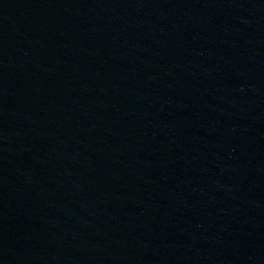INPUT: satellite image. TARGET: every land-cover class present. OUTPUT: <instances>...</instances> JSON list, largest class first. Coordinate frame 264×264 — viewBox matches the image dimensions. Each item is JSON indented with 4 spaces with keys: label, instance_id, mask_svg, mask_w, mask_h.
Masks as SVG:
<instances>
[{
    "label": "water",
    "instance_id": "95a60500",
    "mask_svg": "<svg viewBox=\"0 0 264 264\" xmlns=\"http://www.w3.org/2000/svg\"><path fill=\"white\" fill-rule=\"evenodd\" d=\"M0 264H264V0H0Z\"/></svg>",
    "mask_w": 264,
    "mask_h": 264
}]
</instances>
